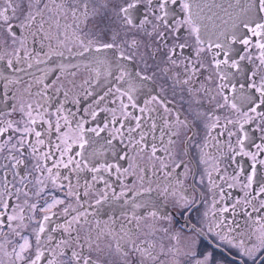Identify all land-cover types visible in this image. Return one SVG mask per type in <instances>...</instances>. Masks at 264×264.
<instances>
[{
	"label": "snow or ice",
	"instance_id": "snow-or-ice-1",
	"mask_svg": "<svg viewBox=\"0 0 264 264\" xmlns=\"http://www.w3.org/2000/svg\"><path fill=\"white\" fill-rule=\"evenodd\" d=\"M93 3L7 0L0 10V63L13 74L0 71L4 101L16 98L14 92L11 97L8 93L12 85L23 83L19 73L52 56L64 57L65 50L82 58L71 67L91 73L80 87L85 100L94 97L81 107V94L75 93L73 81L72 90H64V100L49 112L53 97L45 72L36 80L42 86L36 94L44 96V102L36 107L21 105L16 121L0 120V154L7 152L0 164V236L4 237L0 250L12 258L11 264H111L104 258L105 251L119 257L116 264H145L156 261L158 254L155 244L137 242L142 222H153L152 233L146 235L153 234L159 230L156 222L171 224L176 212L184 218V247L169 252L174 257L183 255L184 264H264V178H260L264 169V0H228L226 5L216 0H104L98 7ZM69 18L72 23H64ZM14 19L24 35L17 32ZM61 28L63 40L59 39ZM69 29L73 47L68 46ZM29 38L39 42L41 50L47 41L43 57L29 49ZM9 41L19 45L11 53L4 52ZM23 63L27 69L17 67ZM67 67L61 64V72ZM158 72L170 83L160 85L157 92ZM93 84L102 92L94 95ZM25 91L31 95L32 85ZM60 92L57 88L56 95ZM70 98L75 111L65 107ZM185 105L192 120L181 111ZM15 111L13 106L7 114ZM101 113L110 114L102 125ZM38 120L46 127L38 130ZM201 120L205 122L203 146L196 142V125ZM92 122L96 126H88ZM225 134L223 141L218 139ZM209 138L218 145L216 156L204 151ZM193 144L200 150L199 164L215 160L199 178L197 169L190 167ZM109 153L114 162L104 159ZM238 157L250 162L247 169ZM222 159L229 168L235 165L231 174L221 168ZM29 166L26 173L20 171ZM61 169L68 174L62 175ZM85 169L92 174L91 182L86 181L81 192L79 182L73 186L71 174L79 180ZM33 173L37 174L34 181ZM189 176L192 194L185 188ZM110 177L119 183V192ZM206 182L212 193L210 209L193 219L204 202L201 187ZM221 182L227 189L240 185L243 198L228 203L231 193ZM96 183H103L105 191L93 205L87 198ZM49 184L64 196L49 190ZM21 194L25 199L15 203L13 198L20 201ZM33 195L44 203L31 202ZM73 198L78 207L71 203ZM110 201L121 202L123 222L115 214L100 221L89 213L90 208ZM61 205L65 221L50 228L57 215L54 209ZM30 227L31 233L25 234ZM57 231L62 233L59 239L53 235ZM102 237L116 239L114 253L111 243L101 247ZM172 239L180 243L181 235L174 234ZM6 245H12L10 253ZM160 254L166 255L163 248Z\"/></svg>",
	"mask_w": 264,
	"mask_h": 264
},
{
	"label": "flooded vegetation",
	"instance_id": "flooded-vegetation-1",
	"mask_svg": "<svg viewBox=\"0 0 264 264\" xmlns=\"http://www.w3.org/2000/svg\"><path fill=\"white\" fill-rule=\"evenodd\" d=\"M95 1L96 0H94V2ZM6 2H7V0H0V10H2L4 7H6ZM13 2L17 3L18 0H13ZM99 5H100V3L97 5H95L93 3L92 6L98 7ZM12 23L14 25H17L16 30L20 35L25 34V33H20V30L18 27V22L15 19L12 21ZM64 23L71 24L72 21L69 18L67 21H64ZM0 31H2V29H0ZM63 31H64V29L61 28L60 29V35H59L60 40L64 39ZM68 34L70 37L68 46L73 47V44L71 42V29L68 30ZM82 34L83 33H81V35ZM53 37L54 38L52 40V44H53V47H55L57 44L56 30L55 29H53ZM46 45H47V41L45 42V48L43 50H41L40 43L39 42H32L31 38H29V49L33 50L34 53L35 52H41V57H43V52H46L48 50ZM13 47H19V45L17 44L15 46H12L11 42L9 41V44L4 46V52L11 53ZM75 50L76 51L80 50L78 45L75 46ZM7 58L8 57L6 56L5 59H7ZM81 61H82V58L75 57V56H69L67 51L65 50V56L64 57L52 56L51 59L46 60V62H44V63L38 64V65L33 64V67L31 69H27V63L17 65V67L26 68L27 72L26 73H24V72L19 73V75L23 76V78H24L22 84L11 86V90L9 91L8 95L11 97V96H13V92H14L15 97H16L15 99H9L7 101H4V82L0 81V112L4 113L3 116H0V120L6 121V120L11 119L13 121H16L20 118L19 109H20L21 105H24L26 107L27 104L31 103L33 105V107H36L38 104H42L44 102V96L36 94V88L42 87V86L36 84V80H37V78L44 76L45 72H47L45 83L50 85V87L48 89V93L50 96L53 97L52 107L49 108V112H54L57 101H63L64 100V97H63V91L64 90H72V88H73L72 82L73 81L76 84L75 93L81 94L80 95L81 107H86L87 104L90 103L94 97H89L88 100H85L84 94H83V89L80 87V85L83 83V81L85 79H87L91 75V73L88 71H85L83 68L77 69L75 67H71V65L81 63ZM61 64L68 66L64 73L61 72V69H60ZM249 67H251V66H249ZM137 70H139V68H137ZM0 71H5L6 74L9 76L13 75L10 70L6 69V65L3 63H0ZM71 73H75V75L73 76V75H71ZM168 83H170V81ZM168 83H165V78L163 77V74L158 72L156 82H155L156 91L157 92L159 91V86L162 84L165 87H168ZM29 84L32 85V94L31 95L27 91H25L28 88ZM195 86L199 87V84H196ZM93 87L96 89V92L94 93V95H97L100 92H102V89L96 87L95 84H93ZM57 88L61 89V92L59 95H56V89ZM168 95L169 96L171 95L170 91L168 92ZM185 99H188L186 93H185ZM13 106L16 107V111L13 112L11 116H9L7 113L11 110V108ZM65 107L67 109H71V110L75 111L76 106L70 98L69 102L67 104H65ZM193 107L195 108L197 106L193 105ZM205 107H208V106L206 105ZM185 108H187V105H185L183 108H181V111L184 112L185 115H188L189 120H192L193 117L191 115H189L187 111H185ZM201 110H203V109H201ZM40 111L42 113L43 109H40ZM34 115H36V113H34ZM109 115L110 114H108V113H101L100 117H98V121L101 123V125H102L103 120L106 117H108ZM52 119L54 120L55 117L53 116ZM38 122H39V120H38ZM221 122L223 123V120ZM96 123L97 122H92L88 126L94 127V126H96ZM204 123L205 122L203 120H201V121L197 122V125H196V142L200 143L201 146H203L204 139H205ZM44 127H46V125H44ZM217 131H219V129ZM184 132L186 133V135H193V133L191 131L184 130ZM12 135L15 139L16 134L13 133ZM183 138L184 137L182 135L181 139H183ZM225 138H226V134L224 137H218V139H220L221 141H223ZM0 139H3V138L0 137ZM257 142H259L258 139H257ZM114 143H118V142H114ZM207 143H208V147L205 148L204 151L209 153L211 156L218 155V152H217L218 145H216V143L214 141H212L211 138L208 139ZM76 150L77 149L74 148L73 152H75ZM251 150L255 151V148H252ZM4 155H7L6 151H5V153L0 154V164L4 163V160H3ZM16 155L19 156V153H16ZM199 156H200V150L195 147V144H193L191 147V150L189 152V157L192 158V163L190 164V167L197 169L198 178H199V175H202L205 173V169L210 171L211 166L215 163V160L209 158L208 164H199ZM189 157H184V159L188 160ZM77 159H79V157H77ZM104 159L108 160L109 162H114V158L111 156L110 153L105 155ZM237 159L241 160V163L244 165L245 169L248 168L250 162L246 158L241 159L238 157ZM120 163L124 166H127L125 161H120ZM220 166L223 170H225L229 174H231L232 169L235 167V165H233L232 168L227 167V160L226 159H222L220 161ZM28 170H30V166H29V169H23V168L20 169V171L22 173H26ZM61 173H62V175L68 174V170L67 169H61ZM36 175H37L36 173H33V181H34V178ZM91 176H92V174L85 169L83 172H81L79 174V180H77L76 174L72 173L71 174V181H72V184L74 187L79 182V185L81 186L80 190H81V192H83V185L85 184L86 181L91 182ZM260 178H264V169L261 170ZM109 182L113 183V186L117 192L120 191L119 183L115 181V177H110ZM64 183H67V181H64ZM221 185L226 188V186L223 185V182H221ZM28 187L33 192L35 191V188H33L32 184H29ZM145 187H147V184H145ZM185 188L188 189L189 194H192L191 176H189V178L185 181ZM49 190L55 191V194L58 197H63L65 194L63 191H60L58 189H53L50 184H49ZM104 191H105V188H104L103 183H96L95 184V190L92 191L91 194L87 198L88 203L95 205V200L97 198H99L100 196H102ZM201 191L204 192V202L199 204L198 212L194 214L193 219H195L196 216H202L204 211H207L210 209V206L212 203V200H211L212 193L208 191L207 182L205 183V185L203 187H201ZM226 191L231 193V199L228 200V203H233V202H235L236 199H242L244 196V192L241 190L240 185H236L232 189L226 188ZM112 194H113L112 191L108 190L109 197H111ZM152 195H155V194L153 193ZM129 196H131V194H129ZM179 196H180V193L178 192L177 198H179ZM24 199H25V197H23V195L21 194L20 201H15V198H13V201L15 203H22V201ZM47 199L50 200L51 197L49 196V197H47ZM37 201L40 204L44 203V200L39 199L33 195L31 198V202H37ZM71 203L73 204L74 207H78V205H76V203H75L74 198L71 200ZM63 207H64V205H61L57 209H54V211L57 213V215L53 216V222L50 224V228H55L56 224H63L64 223L65 217L63 216V212H62ZM85 207H87V205H85ZM121 210H122L121 202L110 201V202L104 203L102 206H95L93 208H90L89 213L95 214L96 217L100 221L109 220V217H111V216H113V214H115V216L119 219V221L123 222L124 217L120 214ZM166 210L170 211V209H166ZM141 211H143V210H141ZM37 215L39 216L42 214L37 213ZM173 215L175 218L171 224H169L166 220H161V221L156 222L155 228L159 229V230L154 231L153 234L146 235V233H152V227L151 226H152L153 222L150 219L147 220L146 222H142L140 231L137 233V238H138L137 242L139 243L140 240H145L147 243L155 244L154 253L158 254V259L156 261H151V260L145 261V264H173L174 260H179L180 264H184L183 255H180L178 257H174L172 255V252H169V249H172L174 252L178 248L181 249V251H182L183 247H184L185 233L181 232L182 226L184 225V218L180 217L179 213H176V212H173ZM229 218H231V217H229ZM210 221H211V214L209 215L208 221L205 222V226ZM241 223H243V221H241ZM95 224H96V221L93 220L91 226L94 228ZM31 227H34V225ZM31 227L29 228V230L27 232H25V234L31 233ZM85 227H87V226H85ZM165 228L168 229L167 233H165L163 231V229H165ZM116 231L119 232V227H117ZM174 234H180L181 235L180 243H177L176 240L172 239V236ZM53 235L57 239H59L61 237L62 233L60 231H57V232L53 233ZM12 239L15 241L18 238L13 237ZM3 242H4V237L0 236V243H3ZM108 243L112 244L113 253H114L116 239H114L112 237H102L101 238V241H100L101 247H105ZM121 243H123V244H125V246H127L126 241H121ZM161 248H163L164 253H166V255L160 254ZM11 249H12V245H6V250L9 253L11 252ZM104 258L107 261H110L111 264H116V261L119 259V257H117L115 255L108 256L107 251H105V253H104ZM136 259H139L138 255H137ZM11 261H12V258L5 255L3 250H0V264H11ZM42 264H43V262H42Z\"/></svg>",
	"mask_w": 264,
	"mask_h": 264
},
{
	"label": "rangeland",
	"instance_id": "rangeland-1",
	"mask_svg": "<svg viewBox=\"0 0 264 264\" xmlns=\"http://www.w3.org/2000/svg\"><path fill=\"white\" fill-rule=\"evenodd\" d=\"M104 2V0H96L95 2H94V4L95 5H97V4H102ZM37 127H38V129H40L41 127H44V125H41V123H39L38 122V125H37Z\"/></svg>",
	"mask_w": 264,
	"mask_h": 264
},
{
	"label": "water",
	"instance_id": "water-1",
	"mask_svg": "<svg viewBox=\"0 0 264 264\" xmlns=\"http://www.w3.org/2000/svg\"><path fill=\"white\" fill-rule=\"evenodd\" d=\"M227 2H228V0H216V3H224L225 5L227 4ZM233 2H234V0H233ZM216 10L219 11V9H216Z\"/></svg>",
	"mask_w": 264,
	"mask_h": 264
}]
</instances>
